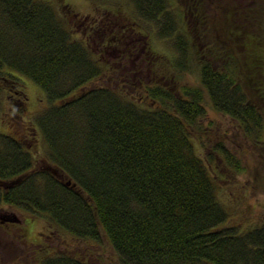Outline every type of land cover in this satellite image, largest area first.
Returning <instances> with one entry per match:
<instances>
[{
	"label": "trees",
	"instance_id": "1",
	"mask_svg": "<svg viewBox=\"0 0 264 264\" xmlns=\"http://www.w3.org/2000/svg\"><path fill=\"white\" fill-rule=\"evenodd\" d=\"M130 1L140 18L179 30L165 0ZM189 11L194 27L183 34L180 26V56L169 66L187 71L192 54L200 87L150 86L147 95L162 105L144 107L114 87L88 85L101 68L51 2L0 0V105L6 89L24 92L21 76L48 102L34 117L48 165L37 167L17 138L0 131V205L31 210L78 238L104 235L120 264H264V220L226 224L216 194L218 169L241 171V161L202 126L206 94L264 164V17L235 10L230 38L206 42L201 18ZM197 133L205 136L204 152L196 149ZM40 252L39 264H93Z\"/></svg>",
	"mask_w": 264,
	"mask_h": 264
},
{
	"label": "rangeland",
	"instance_id": "2",
	"mask_svg": "<svg viewBox=\"0 0 264 264\" xmlns=\"http://www.w3.org/2000/svg\"><path fill=\"white\" fill-rule=\"evenodd\" d=\"M48 1L63 15L73 36L85 43L101 68V75L88 85L114 87L144 107L162 105L160 100L150 99V93L147 95L150 86L200 87V63L192 54L188 57L187 71H172L169 66L170 59L180 56L175 48L180 26L185 28L183 34L194 27L190 8L201 18L197 24L206 42L216 41L217 36L219 41L228 39L227 24L237 17L235 10L250 8L253 16L264 17V0H165V7L177 21L179 30L162 31L161 20L140 18L130 0ZM176 15L181 16V23ZM20 84L24 92L6 89L7 97L0 105V131L17 138L29 150L37 167H42L47 162V146L34 117L48 102L43 90L31 79L21 76ZM203 103L204 130L208 127L206 131L211 138L214 131L217 139L223 137L241 161V171L222 166L215 177L217 198L228 211L226 224L247 227L263 221L264 164L258 159V150L242 139L230 117L211 107L206 94ZM260 106L264 114V104ZM197 137L196 149L204 152L200 139L205 140V136L197 133ZM42 250L73 254L93 264H120L104 235L100 240L78 238L31 210L2 203L1 264H39Z\"/></svg>",
	"mask_w": 264,
	"mask_h": 264
},
{
	"label": "water",
	"instance_id": "3",
	"mask_svg": "<svg viewBox=\"0 0 264 264\" xmlns=\"http://www.w3.org/2000/svg\"><path fill=\"white\" fill-rule=\"evenodd\" d=\"M51 171H53L55 174H57L58 175V169H55V168H53V167H51V168H49ZM58 176H61V175H58ZM67 183H69V180L67 181Z\"/></svg>",
	"mask_w": 264,
	"mask_h": 264
},
{
	"label": "flooded vegetation",
	"instance_id": "4",
	"mask_svg": "<svg viewBox=\"0 0 264 264\" xmlns=\"http://www.w3.org/2000/svg\"><path fill=\"white\" fill-rule=\"evenodd\" d=\"M10 211V210H9ZM7 213V212H6Z\"/></svg>",
	"mask_w": 264,
	"mask_h": 264
}]
</instances>
